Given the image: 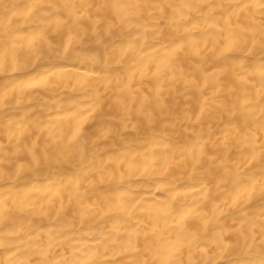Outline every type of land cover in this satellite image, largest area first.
I'll use <instances>...</instances> for the list:
<instances>
[{"label": "bare ground", "instance_id": "bare-ground-1", "mask_svg": "<svg viewBox=\"0 0 264 264\" xmlns=\"http://www.w3.org/2000/svg\"><path fill=\"white\" fill-rule=\"evenodd\" d=\"M0 264H264V0H0Z\"/></svg>", "mask_w": 264, "mask_h": 264}]
</instances>
